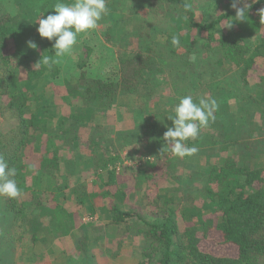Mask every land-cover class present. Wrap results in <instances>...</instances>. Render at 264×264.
<instances>
[{
  "label": "trees",
  "instance_id": "16d2710c",
  "mask_svg": "<svg viewBox=\"0 0 264 264\" xmlns=\"http://www.w3.org/2000/svg\"><path fill=\"white\" fill-rule=\"evenodd\" d=\"M43 1L45 10L52 7L50 0ZM150 1L155 6L176 4L179 7L177 29L186 28V42L198 37L201 43L196 49L186 43L185 53L219 52V66L236 67L244 80L254 77V92L238 97L243 103L255 104L258 109L255 112L262 117L261 125H264V66L255 65L259 57L264 59V23L258 11L264 8V0L255 3L241 0L237 7L251 5L243 21L235 20L236 9L231 7L230 1L222 3L224 8L221 9L217 3L212 13L200 20H197L194 0ZM116 4L109 2L107 18L118 8ZM32 7L24 10L19 4L15 14L0 15V99L4 109H9L18 119L9 132H0V156L10 168L16 169L13 179L21 189V195L15 199L2 197L6 208L22 221L23 230L31 234V240L38 241L50 227L58 230V234L75 233L77 236L81 227L77 225L79 219H92L99 211H106L101 213L116 229L125 231L126 225H133L141 231L143 241L137 247V264H264V163L260 160L261 154L255 153L254 144L245 142V147L232 146L227 142L225 128L219 134L221 138L206 135L212 145L210 151L217 147L222 156L214 162L203 160V163L199 158L204 174L201 186L184 195L178 193L179 186L174 182L176 161L170 150L147 151L145 165L127 171L124 178L118 166L119 150H99L101 136L88 132L93 127L95 131L101 128L96 120V108H110L108 103L118 93L135 91V104L126 111L133 115L141 112L142 94L138 88L154 71L150 57L143 55L149 49L141 46L119 57V70L113 80L86 75L85 60L79 66L82 68L80 76L74 81L64 80L61 88L56 89L60 93H56L52 85L51 90L48 88L45 92L53 65L35 64L41 56H54L50 47L54 40L40 37L36 21L40 14L36 18L27 14ZM231 20L232 26L228 27L225 23ZM104 35L111 38L109 34ZM29 41L37 47L31 48ZM87 48L89 55L91 49ZM22 71L24 77H21ZM58 72L59 68H55L53 74ZM231 90L229 96L237 97V89ZM216 93L211 91V98L218 101ZM57 94L67 103V110L60 111L55 101ZM69 97L79 100L72 102ZM222 105L223 110L229 107L227 102ZM235 120V128L244 123L241 114ZM212 125L214 123L210 122L208 127ZM167 128L155 122L145 124L137 140L149 142L151 134L159 138ZM109 129L113 130L114 126L109 125L106 130ZM194 143L191 139L186 142L188 146ZM75 153L78 156L74 157ZM152 153L155 156L152 157ZM65 154H70L71 160ZM61 159L67 166H73L71 170L63 168ZM74 159L79 161L78 169ZM88 169L96 174L89 184L87 181L75 183L67 177L71 171L77 174ZM162 179L173 181L172 186L158 188L151 199L145 195L143 199L148 204L144 205H148L145 206L148 209L144 205H130L129 199L135 191L142 192L144 185L156 187ZM71 198L76 207L70 211ZM105 200L110 202L108 206ZM120 243L119 240L117 245Z\"/></svg>",
  "mask_w": 264,
  "mask_h": 264
},
{
  "label": "rangeland",
  "instance_id": "374dc122",
  "mask_svg": "<svg viewBox=\"0 0 264 264\" xmlns=\"http://www.w3.org/2000/svg\"><path fill=\"white\" fill-rule=\"evenodd\" d=\"M112 1L117 2L116 6H118L114 15L111 14L112 16L109 18L104 16V22L100 21L95 30L78 35L71 55L58 58L59 62L53 64L49 71L51 77L47 78L48 82L44 89L47 92L48 88L51 90L52 85L54 91L60 93L56 89L61 88L59 86L64 80L74 81L80 76L82 68L79 66L85 60L83 69H85L86 75L113 80L117 77L119 70V57L136 51L141 46H146L149 49L143 55L150 57L149 61L151 60V64L153 63L150 66L154 71L146 76L145 82H141L138 88L142 94L141 112L133 115V112L126 111L135 104V91L125 94L118 93L114 100L108 103L111 105L110 108H96V120L102 129L95 131V127H93L90 128L91 132H88L91 135L94 134L93 136H101L99 150H119L118 166L124 172L122 176L125 178L128 175H126L127 171L143 167L147 151H161L163 146L165 149H169L163 139L164 133L160 134L159 138L156 134H151L152 140L149 138V142L141 138V140H137L141 137L139 133L142 132V127H145V124L155 122L161 128L171 127V120L166 115L172 114L173 107L179 102L180 96L192 95L194 99L211 97V91H216L217 99H220L217 101L219 108L215 112L214 125L201 129L200 135L194 143V146L198 148L195 155L183 158L173 157L176 161L173 174L177 176L174 182L180 189L178 193L184 195L201 186V177L204 176L202 161L214 162L215 158L222 156L217 147L210 151L212 145L208 142L206 135L218 138L219 134L224 132V128L228 134L227 142L229 144L231 143L234 147H240V145L245 147V142L254 144L255 153L262 156L261 159L258 157L257 161L260 159L264 163L262 117L255 112L258 110L255 104L243 103L238 97L240 94L254 92L256 82L254 77L250 76L244 80L236 67L219 66L217 63L220 57L219 52L204 50L195 54L193 51L190 54L185 53L186 43L191 49L200 47L201 43L198 37L187 42L184 40V35L188 32L186 28L177 29V26H180L178 15L181 11L176 4L155 6V3L150 0H106L107 6ZM225 1L233 2V0H194L193 6L197 11V20L208 17L217 3V7L224 8L222 3H226ZM42 2L44 1L0 0V15L8 14V12L15 14L19 10L18 5L20 4L24 10L33 5L27 13L31 18H36L41 13L46 17L49 13L54 12L53 5L58 0H50L49 3H52V7L47 10H45L46 7H43ZM63 2L73 3L74 0H63ZM139 24H143L142 27ZM104 34H109L111 38ZM173 35L179 36V47L171 45ZM238 41L239 43L245 42ZM254 43L253 38L251 45L253 46ZM50 47H53V43ZM87 47L91 49L89 55L86 54ZM255 65L257 68H262L264 59L259 57ZM55 68H59L57 74H53ZM21 77H24L23 71ZM232 88L237 89V97L229 96L232 94ZM66 93L68 92L63 94L66 95ZM146 93H148V98ZM60 95L57 94L55 101L62 112V110H67L68 105ZM77 97H69V100L74 102L79 100ZM226 102L229 107L223 110L222 104ZM230 112H233V115L230 116ZM240 114L244 123L239 128H235V119L239 118ZM249 120H251V127H249ZM17 123L18 119L9 109H4L0 99V132H9ZM109 125L114 126V129L106 130ZM82 133L87 134L85 131ZM156 140L161 141L156 142ZM65 156L69 160L72 158L70 154L69 156L65 154ZM76 156H78L77 153L74 157ZM151 156H155L154 153ZM63 157L62 154L61 158ZM200 157L202 163L199 161ZM74 162L78 169L79 161L74 159ZM62 165L67 171L73 167L72 165L70 167L69 164L67 166L64 162ZM71 172L72 174L68 173L67 177L73 179L75 183L87 181L89 184L96 177L92 169L80 171L77 174ZM172 183L173 181L162 179L156 187L144 185L143 191L140 193L135 191V194L129 199V203L131 206L142 207L144 204H148L143 199L145 195L151 199L158 188L172 186ZM72 199L68 202L70 211L76 207ZM4 200L0 196V256L3 257L0 264H137V247L143 241L141 231L133 225H126L124 227L126 232L116 229L101 213H106V211H97L98 213L92 219H79L77 225L81 227L77 236L75 233L58 234V230L50 227L46 228L38 241H32L31 234L23 230L22 221L14 217L13 212L6 208L4 204L6 200ZM108 202L105 200L107 206ZM145 206L148 207V205ZM147 207L145 209H148ZM77 218H75V222ZM81 232L82 234H80ZM119 240L121 241L120 246L117 245ZM39 250L40 252H38Z\"/></svg>",
  "mask_w": 264,
  "mask_h": 264
},
{
  "label": "clouds",
  "instance_id": "9594fccd",
  "mask_svg": "<svg viewBox=\"0 0 264 264\" xmlns=\"http://www.w3.org/2000/svg\"><path fill=\"white\" fill-rule=\"evenodd\" d=\"M241 0H233L231 7L236 9L235 20L243 21L246 19V12L251 5L245 4L243 8L237 7ZM259 2V0H253ZM190 7V5H185ZM54 12L46 17L42 13L37 17V32L41 38H47L53 41L54 56H41L36 66H48L58 63L59 59L66 55H71L74 46L77 43L78 35L95 30L98 23L108 14L106 0H74L73 3H65L58 0L53 5ZM261 23H264V8L258 10ZM228 27L232 26V20L225 23ZM31 48L37 45L29 41ZM171 45L179 47L180 38L177 35L171 37ZM195 59V57H193ZM219 105L215 98L199 97L194 99L192 95H183L179 97V102L175 104L172 114L166 115L172 121V126L168 127L163 134L165 144L161 152L170 150L171 155L175 157H190L196 154V146H188L185 142L196 140L201 129L207 128L210 122H214L215 112ZM16 176V169L10 168L3 156H0V196H7L15 199L21 195V189L13 177Z\"/></svg>",
  "mask_w": 264,
  "mask_h": 264
}]
</instances>
